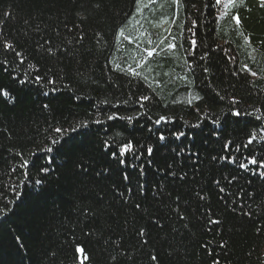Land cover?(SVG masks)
<instances>
[{"label":"trees","instance_id":"16d2710c","mask_svg":"<svg viewBox=\"0 0 264 264\" xmlns=\"http://www.w3.org/2000/svg\"><path fill=\"white\" fill-rule=\"evenodd\" d=\"M183 3L177 23L184 21L186 29L189 18L197 21V48L187 51L190 34L184 31L175 55H156L138 69L148 77L142 80L116 70L109 61L135 67L133 56L139 59L142 49L150 47L148 40L158 42L164 34L153 22L172 15L171 0H160L163 8L154 5L155 12L145 9L135 16L136 0H0V91L8 92L0 94V208L14 209L0 220V264H80L76 245L85 249L83 264H155L152 255L158 264L217 260L264 264V177L258 174L264 168L253 165L243 170L238 163L221 159L228 155L238 162H246L250 155L264 159V140L243 147L254 130L259 134L264 120L228 116L225 121L222 115L232 96L240 101L237 107L242 111L264 110V79L234 74L244 63L264 72V8L259 0H244L228 16L218 17L214 0ZM236 11L241 17L239 28L231 20ZM78 12L87 18L81 20ZM122 27L134 42L118 38ZM172 30L181 31L176 26ZM239 32L250 37V45L244 44ZM4 41L23 54V63L15 51L3 47ZM253 48L256 62L249 58ZM185 58L199 66L189 73ZM204 66L210 69L208 74L203 73ZM36 75L46 76L45 81L35 82ZM185 75L192 84L186 83ZM48 77L56 78L54 86L46 82ZM195 93L204 100L187 104ZM142 95L153 96L144 108L136 103ZM113 113L134 119L107 120ZM138 113L144 114L137 119ZM160 115L175 120L157 126L154 121ZM218 116L223 128L219 137L212 134L217 126L211 123ZM198 119L203 123L194 139L177 141L169 135L187 131ZM81 123L87 127L80 128ZM55 127L66 129L68 140L52 154V171L38 172L49 164L48 154L40 152L28 176L19 168L11 173L21 162L15 153L32 159V152L48 146ZM73 127L79 131L72 132ZM158 127L167 141L158 140ZM127 139L136 142L141 155H129L121 165L110 153ZM227 140L233 143L226 149ZM148 146L154 148L152 157L147 155ZM186 146L198 155L179 151ZM79 162L88 168L86 173L77 167ZM141 165L145 177L139 176ZM169 165L176 176L169 174ZM233 176L236 179L229 183ZM37 180L44 183L35 184ZM138 182L145 185L143 194L137 191ZM12 184L19 185L23 196L9 205L15 200L8 187ZM137 203L140 209L135 208ZM140 229L145 230L143 237L138 235Z\"/></svg>","mask_w":264,"mask_h":264},{"label":"snow or ice","instance_id":"6c2138e0","mask_svg":"<svg viewBox=\"0 0 264 264\" xmlns=\"http://www.w3.org/2000/svg\"><path fill=\"white\" fill-rule=\"evenodd\" d=\"M244 0H214V3L212 4V7L214 9L218 10V17L219 16H228L230 14L231 10H234L238 7V5L243 4ZM136 10L135 13H133V16L137 15V14H142L144 12L145 9H148L152 12L156 11V8L153 7L154 5H159L161 8H163V4H160V0H136ZM171 5L175 7V11L172 13V15L170 17L168 16H161L160 19L157 22H153V27L156 28H161L162 29V33L159 35L158 38V42L154 41L152 39L148 40V44L150 45V47H144L142 49V52L139 53L140 58L136 59L135 56H133V60L135 62V67L132 66V64H127L126 66H121L120 63L115 62L114 60H110L109 63H112L115 65L116 70L124 73L125 75H131L133 77H140L142 80H147L148 77L146 75H144L141 71H138L139 68H141L143 65L149 63V61L154 58V56L156 55H160V54H164L167 55L168 53H172L173 55L176 54V51L178 49V46L182 47V44L180 43V37L184 35V31H187L190 35L187 37V42L189 44V49L187 50L188 52H193L197 46H198V42L196 37V28L198 27L197 21L194 19H190V26L187 27L185 29V22L181 21L179 24L177 23V21L180 20V13H181V9L184 8V3L183 0H171ZM259 6L261 8H264V0H259ZM191 7L193 9H196V6L193 4L191 5ZM205 7H208L207 4H205ZM196 11H199V9H196ZM5 15H11L10 13H5ZM77 16L81 19L84 20L87 17L82 13V12H78ZM231 20L234 23V25L237 26V28L240 27L241 25V17L238 11L236 12H232L231 14ZM137 24L140 23L139 20L136 21ZM164 25H167V27H164ZM173 26H176L178 29H180L181 31L179 32H173ZM149 36H151V33H147ZM241 36H244V34L242 32L238 33ZM119 37H123L124 39L128 40L129 43L134 42L135 38L132 36H128L125 34V28H120L118 31V38ZM81 39L83 38L82 36L80 37ZM45 43L51 44V41H46ZM244 44L245 45H250L251 44V39L248 36H244ZM42 47V45H40ZM3 47L5 49L8 50H12L15 51V45L8 42V41H4L3 42ZM217 47H220V45H217ZM47 51L51 54L53 52V49L51 47L47 48ZM256 51L255 48H253L251 50V52H249V58L253 61L256 62V58L253 55V53ZM15 55L17 57L20 58V62L23 63L24 62V57L23 54L21 52L15 51ZM207 55V54H206ZM205 56H201L200 60H204ZM230 60H232L233 62H235V57H229ZM4 63H7V61H5ZM194 65H195V61L189 62V60L187 58L184 59V66L186 67L187 71L193 72L194 71ZM195 66H199V65H195ZM31 67V65H30ZM149 71H152L151 68H149ZM203 73L208 74L210 72V69L206 66H204L202 68ZM241 73H247L249 76L253 77V78H260V79H264V72L258 73L256 71H253V69L249 66L248 63H244L239 71L237 73H234L235 75H239ZM207 78V77H206ZM46 79V76H42V75H36L34 77V81L37 83L40 82H44ZM184 80L186 81L187 84H192L193 81L190 80L188 78V75L184 76ZM25 81L22 80L21 83H24ZM46 82L50 85H55L56 84V78L55 77H48ZM160 81L158 80H153L152 84L155 85H159ZM152 84H149V88H152ZM55 87H53V91H55ZM153 92L155 91V89H152ZM0 94L7 96L8 92L6 90H2L0 91ZM217 95H219L217 93ZM221 100L224 99V97H220ZM153 100V96L152 95H142L140 97H138L136 103L139 105L140 108H144L145 107V102H150ZM204 97L200 96L198 93L192 94V98L187 100V104L189 105H193L194 101H203ZM104 103H109V101H104ZM124 103H127V101H125ZM173 103H175V101H173ZM240 104V101L235 97L232 96L231 97V101H230V105L228 107L227 112L223 113L222 115L225 118V121L227 120L228 116L231 117H235V118H240L242 116H254V118L256 120H264V114L260 115V116H255L254 114L256 112H261L264 113V110L260 109V108H256L253 110V112H248V111H242L239 107H237V105ZM44 108H48V105H44ZM166 107V105H165ZM197 112L200 111L199 108L195 109ZM144 113H138L137 114V119L142 116ZM117 119H127L128 121H132L134 119V117L132 116H128V117H120L118 113H113L111 115L107 116V120H117ZM175 120V117H169V116H165V115H160L155 121L154 124L157 126L160 125H167L169 123H171L172 121ZM220 120L221 118L218 116L215 120H212L211 123L213 125H216L217 127L212 129V134L219 137L221 135V133L223 132V128L220 127ZM94 123L100 124L103 123V121L101 120H95L93 121ZM203 121L198 119L196 123L194 124H190L187 126V131H172L169 133L170 136L175 137V139L177 141H180L181 138H187L189 136H192L193 139L195 138L196 135H198L197 133V129L201 128ZM87 127V123H81L80 124V128H85ZM66 129L62 128V127H55L52 129V132L54 133V137L49 138L48 140V146L46 147H42L37 149L36 151L32 152L30 155L32 157V159H25L24 157V153L22 152H16L15 155L18 157H21V162L19 164H17L16 166H13L11 168V173H16L17 168H19V170L22 172V174L24 176H28V169L30 167H35V158L38 157L40 152H44L46 154H48L46 156V159H48L49 164L48 166H40L38 168V172L40 173H49L52 171L51 168V163L54 159L53 157V153L55 152H59L60 149L62 147H64V145L67 143L68 138L65 136L66 133ZM72 132H78L79 129L73 127L71 129ZM149 131H151V129H149ZM157 133H158V140L161 142H165L169 139L168 136H166L164 134V131L161 130L159 127L157 128ZM259 134H264V127H261L259 129ZM257 133V131H253L249 136L248 139L246 141V143L243 145V147L245 149L249 148V146L253 145L254 143L258 142L259 140H264V135H259ZM232 141L231 140H227L224 144V147L227 149L232 145ZM104 145L106 148L111 149L112 145L108 144L107 141L104 142ZM166 146V145H163ZM136 142H134L131 139H127L126 142H122L118 145V150L117 151H113L111 152V156L113 159H119V163L121 165H124L127 163V157L129 155H133L135 154L134 158H139V156L141 155L140 153L136 152ZM180 152H184V151H188L190 154L192 155H198V153H191V149L190 147H185V148H180L179 149ZM146 152L147 155L149 157H152L153 153H154V148L152 146H148L146 147ZM179 154V153H177ZM213 159H216L215 157H213ZM221 159H224L226 161H229L230 163H238V166L240 169L243 170H251V166L255 165L258 169L259 168H264V159H259L255 156V155H250L246 158V162H238L237 158L235 156H223L221 157ZM132 168H136L137 165L135 164H131L129 165ZM77 167L82 171V172H87L88 168L84 166V164L82 162H79L77 164ZM106 171V170H105ZM169 174L171 176H176L175 172L171 171V165H169ZM260 176L264 177V171H261L258 173ZM99 175V173H98ZM139 176L140 177H145L146 173L144 172L143 169V165H141L139 167ZM181 179H183V176L180 177ZM46 179V176H45ZM124 179L128 180V174L125 172L124 173ZM236 177L233 176L231 178V180H229V183L232 182V180H235ZM25 183H27V181H25ZM35 184H43L44 180H37L34 182ZM215 183L217 185L220 184V181L217 180L215 181ZM8 187L11 188V190L13 191V193H15V200L13 201H9V205H14L16 201L20 200L23 196V193L19 191V185L18 184H12V185H8ZM137 187V191L140 192L141 194L144 193L145 191V185L143 183H137L136 185ZM128 192H131L132 189L128 188L127 189ZM221 192L224 191L223 188L220 189ZM201 199H205V197H200ZM176 201L180 200V197L177 196ZM135 208L140 209L141 205L139 203L135 204ZM14 209L13 207H7V208H0V220H4L8 217L9 213L12 212ZM247 215H251V213H246ZM181 219H184L183 216L180 217ZM158 223V221H157ZM209 223L212 224H219L220 221L219 220H209ZM257 231H259V229H257ZM138 235L140 237H143L145 235V230L144 229H140ZM16 239L19 241V237H16ZM223 246V245H222ZM76 252L78 253V260L80 261V264H83L84 259H87V257L84 255L85 253V249L82 245H76ZM113 259H115V257H113ZM151 261L155 262V264H158V258L155 255L151 256ZM214 264H219V261H214Z\"/></svg>","mask_w":264,"mask_h":264},{"label":"rangeland","instance_id":"374dc122","mask_svg":"<svg viewBox=\"0 0 264 264\" xmlns=\"http://www.w3.org/2000/svg\"><path fill=\"white\" fill-rule=\"evenodd\" d=\"M164 27H166V26L164 25Z\"/></svg>","mask_w":264,"mask_h":264}]
</instances>
